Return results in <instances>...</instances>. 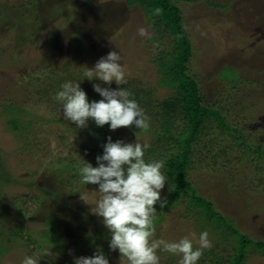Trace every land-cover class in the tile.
<instances>
[{"label":"rangeland","instance_id":"rangeland-1","mask_svg":"<svg viewBox=\"0 0 264 264\" xmlns=\"http://www.w3.org/2000/svg\"><path fill=\"white\" fill-rule=\"evenodd\" d=\"M172 1L182 10L194 48L187 73L199 83L202 104L226 120L224 126L214 122L193 145L194 152L200 149L194 161L206 144L209 151L218 148L221 159L210 176L195 182L235 227L264 242V0ZM143 9L125 0H0V264H21L25 256L38 264H73V256H91L97 248L109 264H122L118 252L109 251L107 230L90 212L97 186L79 184L77 168L78 156L95 167L109 136L146 144L149 130L160 128L164 116L157 111L171 91L159 85V67L163 54L175 50L176 35L157 11L149 18ZM112 50L120 53L125 74L126 84L119 87L142 90L138 104L148 127L109 131L89 121L76 129L53 97L62 83L80 81L86 67ZM93 83L117 88L115 82L85 79L80 87L90 101L101 99ZM11 105L23 110L11 112ZM11 113L28 123L10 130ZM174 119L180 133L184 120ZM211 162L207 156L202 165ZM154 207L156 239H193V233L198 239L201 231L194 217L187 219L185 205ZM229 247L215 254L205 249L198 264H217L218 254L229 264L236 251ZM261 253L251 252L245 264H264ZM157 255L159 264H178V256L159 249Z\"/></svg>","mask_w":264,"mask_h":264},{"label":"clouds","instance_id":"clouds-1","mask_svg":"<svg viewBox=\"0 0 264 264\" xmlns=\"http://www.w3.org/2000/svg\"><path fill=\"white\" fill-rule=\"evenodd\" d=\"M144 35V29L139 30ZM264 46V45H263ZM120 53L109 51L100 57L92 68L81 74L80 81H65L56 91L53 99L62 109L63 119L75 125L76 129L87 128L89 121L96 127L107 125L109 131L134 126L143 130L148 127V117L132 93L120 85L126 84ZM101 81L106 85L115 82L117 88L102 87L93 83V91L101 99L90 101L80 82ZM148 145L139 142L113 141L109 136L102 146V154L95 158L96 166L79 157L78 183L95 185L98 194L90 212L99 219L110 239V252H118L122 264H159L157 250L178 256V264H198L203 251L211 247L208 232L202 231L198 239L187 236L168 242L154 237L153 221L155 204L163 208L167 203L161 200V190L169 182L163 171L164 161H146ZM193 240L198 246L194 247ZM73 264H109L102 249L97 248L91 256H73ZM21 264H38L33 256H25Z\"/></svg>","mask_w":264,"mask_h":264},{"label":"trees","instance_id":"trees-1","mask_svg":"<svg viewBox=\"0 0 264 264\" xmlns=\"http://www.w3.org/2000/svg\"><path fill=\"white\" fill-rule=\"evenodd\" d=\"M125 2L128 6L137 4L141 9L143 7V10L149 13V18H152L157 11L166 22L165 24L176 35L175 50L172 53L163 54L164 60L161 61L162 66L159 67L160 73L163 74L159 85L171 92L169 97L163 100L160 110L157 111L158 113L161 112L164 118L160 121V128L149 130L148 136L151 139L146 143L148 148L144 156L146 161L154 159L164 161L163 171L169 177V182L165 184L163 200H166L167 203L163 209H171L181 204L185 205L186 210H188L186 211L187 219L194 217L197 228L201 232L207 231L208 237L216 242V246L209 248L208 253L215 254V251L219 249L225 252L230 248V245H234L233 250L236 251L231 254L229 264H245L250 253L254 250L259 249L263 252L261 254H264V242L253 239L235 227L233 220L226 216L224 212L217 210L214 200L209 198L207 194L202 193L199 187L200 183L197 182L196 184L195 182V177L202 178L203 176L204 180L207 176H210V167L221 164L219 163L221 159L217 151L218 148L214 153L209 151L211 146L206 144L203 145L204 151L200 155L197 153L196 161H194V154L200 149L194 152L193 145L199 137L207 136L209 127L214 122L224 126L226 120L221 115L220 110L202 104L203 98L199 94V83L193 75L187 73L186 64L190 61L194 48L184 29L182 10L172 0H125ZM207 4L224 8L214 3ZM262 47L264 46L262 45ZM228 76L235 78L236 75L230 73ZM127 87L131 89V84ZM141 92L142 90L138 92L135 89L131 90L133 94L131 98H134L139 104ZM10 108L11 112L23 110L13 105ZM179 115L184 120L180 133L176 130L177 124L174 119L175 116ZM8 117L10 118L8 128L12 131H17L28 123V121H22L12 113ZM235 130L238 132L239 138L243 140L239 129L235 128ZM207 156L209 159H213L214 162L208 163L204 167L202 164L207 160ZM227 160L224 163L222 162L223 165L228 163ZM68 165L72 167L71 164ZM2 167L3 162L0 160V168ZM162 219L163 216L160 220ZM0 253L3 254L4 252L0 250ZM224 260L223 256L216 255L215 262L217 264H226L222 263Z\"/></svg>","mask_w":264,"mask_h":264}]
</instances>
